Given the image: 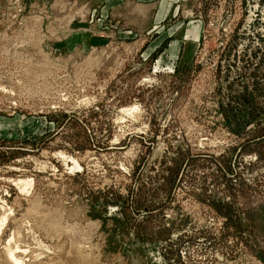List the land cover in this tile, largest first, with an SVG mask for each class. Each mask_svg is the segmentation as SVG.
I'll list each match as a JSON object with an SVG mask.
<instances>
[{"label": "rangeland", "instance_id": "374dc122", "mask_svg": "<svg viewBox=\"0 0 264 264\" xmlns=\"http://www.w3.org/2000/svg\"><path fill=\"white\" fill-rule=\"evenodd\" d=\"M0 264H264V0H0Z\"/></svg>", "mask_w": 264, "mask_h": 264}, {"label": "bare ground", "instance_id": "6f19581e", "mask_svg": "<svg viewBox=\"0 0 264 264\" xmlns=\"http://www.w3.org/2000/svg\"><path fill=\"white\" fill-rule=\"evenodd\" d=\"M10 255H11V253H10Z\"/></svg>", "mask_w": 264, "mask_h": 264}]
</instances>
